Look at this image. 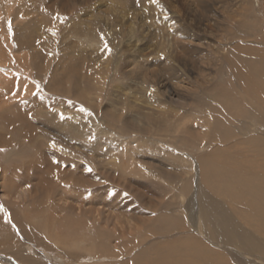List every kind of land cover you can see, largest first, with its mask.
<instances>
[{
    "label": "rangeland",
    "instance_id": "obj_1",
    "mask_svg": "<svg viewBox=\"0 0 264 264\" xmlns=\"http://www.w3.org/2000/svg\"><path fill=\"white\" fill-rule=\"evenodd\" d=\"M243 1L233 8L241 13L238 29L221 26L203 40L191 26L207 50L204 73L188 71L179 90L157 94L119 73L133 54L149 58L162 47L168 31L160 21L174 20L163 0H0V264H166L162 254L175 264H264V231L244 223L245 247L215 236L218 206L225 201L234 213L221 195L224 180L236 181L215 172L204 185L198 158L216 150L211 161L235 164L245 157L215 149L212 133L224 139L236 131L244 143L264 133L245 120L254 115L264 123V96L259 105L239 99L236 85L235 46L243 36L264 37V15L252 16L257 3ZM169 2L190 26L188 1ZM149 105H160V132L151 123L141 132L126 120L147 126L134 111ZM173 112L178 117L170 121ZM202 197L211 205L207 216ZM185 249L211 257L199 262Z\"/></svg>",
    "mask_w": 264,
    "mask_h": 264
},
{
    "label": "bare ground",
    "instance_id": "obj_2",
    "mask_svg": "<svg viewBox=\"0 0 264 264\" xmlns=\"http://www.w3.org/2000/svg\"><path fill=\"white\" fill-rule=\"evenodd\" d=\"M163 1L170 8L171 17H173L174 20H172L173 24H171L170 23L171 21L167 20L163 16L164 18L160 21L164 31L166 28L168 31V33H166V32L163 33V30H162V34H161V37L163 38L162 47L159 46L158 49H156V50L154 49L156 51V53L154 55H151V57L149 56V58H147L148 56H146V54H144V53H139V54H135V55L131 54L132 55L131 58H129L126 62H124L120 65V71H122V73H119L121 77L125 78V80L133 79V82H135V80H140L139 83L135 84L137 86L140 85V87L144 88L146 86V84L148 83L149 86L152 87L153 90L156 91L157 94L161 93L160 88L161 89L163 88L167 93H170L169 92L170 89L179 90V88L181 87L179 85L182 82V80H184V79H182V77H185V75L187 74L188 71H197V72H200L201 74L204 73V68L206 67V66L204 67V65H206V64H203V62H202V58L204 55V54L202 55V53H203L202 50L205 51L206 49L204 50V48L201 47V43H200L201 40H199L200 38L198 39L192 35V34H194L192 31V27L195 28V26H197L199 36L203 37V40H206L207 38L212 37L213 31H215L216 29L219 30V27H221V26H225V28L238 29L240 22L238 21V19L236 17L241 16V13H239L236 9H233L234 6L240 0H187L189 3L188 10L192 14L191 18H193L189 22L191 25L189 24L190 26H188L184 22V20L180 19V15H179L180 10H176L175 7H172L170 5L169 0H163ZM251 1L252 0H244L243 3L249 4V6H250ZM254 2L257 3V5H256L257 7L255 9L253 4H252V6L249 9L252 12V14L251 13L250 14L252 16L253 15L258 16L259 14L261 16L264 15V0H254ZM185 3H187V2H185ZM191 6H193V7H191ZM159 10L160 9L158 8V11ZM163 10H164V8H163ZM166 11H168V10H166ZM242 14L247 16L246 14H249V11L247 9H245ZM248 17H250V15ZM143 18L146 19L147 15L146 14L143 15ZM221 22H223L225 24L223 25V23H221ZM242 22H243V20H242ZM244 22H245V20H244ZM244 22H243V24H244ZM261 23H263V21ZM141 28H143V26ZM143 30H145V29H142L141 32H143ZM252 36L253 35L248 36L251 40H248L247 42L242 41L243 37H244L243 36L242 40H241L242 43L240 41L235 46V48L240 49V55H241L238 57L239 63L236 61L237 64H240L239 70L236 73L237 74V79H236L237 84L236 85H237V88H239V93H241L242 96H239V93H238V95L236 93V95L240 97L239 99L245 98V100H246V98L248 97V98L252 99L253 102H256L259 105L260 101H262V97L264 96V37L253 39ZM217 42H219V41H217ZM132 43H134V42H132ZM205 46H207V45H205ZM146 48H142L140 50L142 51V50H145ZM209 49H212V48L209 47ZM218 51H220V50H218ZM210 52L213 53L212 51H209L208 54H210ZM129 53H132V52H129ZM214 54H215V51H214ZM216 54H218V53H216ZM153 57H157V59H155ZM150 59L152 60V62H149ZM218 60H219V58H218ZM220 60H222V59H220ZM211 65H213V64L211 63ZM208 66H209V64H208ZM118 68H119V66H118ZM211 68H212V66H211ZM63 69H65V68H63ZM207 71H208V69H207ZM202 76H205V75H202ZM202 76H201V78H202ZM147 77H150V80L147 79ZM207 80H209V79H207ZM183 82H185V80ZM187 83H188V81H187ZM124 85H122V87H119L118 90H123L124 87L126 86V85L125 86ZM231 85L232 84H230V86ZM247 85H249V86H247ZM220 86H222V85H220ZM224 86H222L221 88H223ZM206 87H207V85H206ZM195 90H197V91L201 90L200 85H197ZM225 90H226V88H225ZM218 91L215 94H219ZM219 92H221V91H219ZM222 92H225V91H223V89H222ZM226 92H227V90H226ZM227 93H229V92H227ZM223 94H221V97ZM232 94H231V96H232ZM234 94H233V96H234ZM228 95H230V93ZM236 95L233 98L237 97ZM237 100L238 99H236V101ZM245 100H244V102H246ZM218 102H219V100H218ZM237 102H239V101H237ZM129 104H132V102H126L125 103V105H127V110L133 111V106H131ZM148 104H150V102H148ZM239 105H240V103H239ZM263 105H264V102H263ZM158 106H160V105H149V107L144 108V109H146V111H142V112L134 111L135 114L139 115L141 120L146 121L147 126L139 125V123L136 121H130L129 119H126V118L125 119L128 122H130L131 124H133L134 126H136L139 130H141V132H147V133L150 132V128H149L148 123L155 125L157 131L160 132V125L158 123V120L162 116H157L155 114V109ZM181 107H183V106H180V108ZM235 110H237V109L235 108ZM239 110H241V109L239 108ZM242 112L245 113V111H242ZM234 113H235V111H234ZM246 114H247V112H246ZM163 116H165V115H163ZM171 116L172 117H170V121H171V119L173 120V119H175V117H178L174 112L172 113ZM245 120H249V122H247V121L246 122L249 123L250 126L258 127L255 130L256 133L261 127L262 128L264 127V123H262L260 121V118L259 119L255 118L254 115L246 117ZM127 121L124 123V125H127ZM217 122H219V121L217 120ZM177 128H179V127L177 126ZM164 129H166V128H164ZM168 130H169V128H168ZM237 130H238V128H237ZM165 131H167V130H165ZM240 131H241L240 133L243 135L242 129ZM259 131L257 133L259 136L255 135V136L251 137L247 134L250 138H248L247 140H249V141H245V143L243 142V140H244L243 138H239V139L235 138V135L238 134L236 131H232L234 133V135L233 134L229 135V136L225 137L224 139L223 138H221V139L220 138H214L216 136L214 133H212L211 138H208L212 142L216 143L215 144L216 147L214 146L215 149L218 150L221 147H226V149H229V150H226L224 148L225 150L223 149V151L226 152L227 154L232 153L235 156H237V154H238L241 157H245L244 159L240 158L239 161L234 160L235 164H234V162L230 163L229 161H224V162H213V161H211L210 158L211 157L213 158V156H214L213 153L216 150L212 151V153H209L208 154L209 156L207 158H203V160H202L201 156L198 157V158H201L200 162H202V164L200 165V168L202 170L201 171L202 175H203L202 183L204 185L208 184L209 175L213 174L215 172L217 175L219 174L218 176H221V174H224L225 177H227V174H231L232 176L231 175H229V176H231L232 179H234L236 181V183H233L234 181L230 182L229 180H224V186H225L224 189L225 190H223V194H221L222 196H224L225 198H227L231 202V203L229 202L230 204H232V210L231 211L234 213L231 214L229 212L230 210H229V208H227L228 207L227 202L223 201V203H222L223 206H222V204H220L217 208V214L215 216V217H217L216 218L217 220L214 221L216 223L215 224L216 225L215 236L217 235V236H219V238H221V240L227 241V244H229L228 242H230V246H233V245H231V243H234L237 246L245 247L244 243L247 242V240L245 238H249V234H246V233H249V232L246 231V233H245V229L246 230H248V229H247V227L245 228V226H242L244 223L248 224L254 230H258L261 232L264 231V168H263L264 167V165H263L264 160L259 158L261 156H264V136H260V135H264V133L259 132ZM165 134H166V132H165ZM240 139H243V140H241L242 142H240ZM214 143H212V144H214ZM229 151H231V152H229ZM235 165H237V166L235 167ZM238 166L247 167V168L249 166L250 167L248 169L244 168L241 170V168H237ZM206 198L207 197H205V198L202 197V203L204 204V202H205V204H204L205 207L203 205L202 206L204 208L203 211H204L205 215L207 216L208 207H210L211 205L209 204V202H207ZM71 209H73V208H71ZM75 210H77V208H75ZM80 212H82V211L80 210ZM86 213H90V211H87ZM250 236H251V234H250ZM244 239H245V241H244ZM194 249H196V248H193V250ZM193 250L185 249L184 250L185 252L182 251L181 253L189 254L188 257H192L193 259L197 258L196 260H199V262H201L202 260L205 262V260H207L208 258L210 259V257H211L205 253H202V252H201L202 254L196 253ZM181 253H178V254H180V256H181ZM182 255H184V254H182ZM168 256L169 255H163L162 254L161 256H159L158 259L161 262L164 261L166 264H168V263L169 264H175L174 263L175 260L169 261ZM179 262H176V263L179 264ZM181 262H183V261H181ZM202 264H203V262H202Z\"/></svg>",
    "mask_w": 264,
    "mask_h": 264
},
{
    "label": "snow or ice",
    "instance_id": "obj_3",
    "mask_svg": "<svg viewBox=\"0 0 264 264\" xmlns=\"http://www.w3.org/2000/svg\"><path fill=\"white\" fill-rule=\"evenodd\" d=\"M150 2L153 3V4H155V3H157V0H150ZM63 19H65V18H61V20H63ZM8 31H9L10 34L12 33V22H11L10 20L8 21ZM55 34H56V33L53 32V35H55ZM100 38H101V40L104 41V49H106V50L110 53V52H111V48H109L108 43H107V41L105 40L103 34H101ZM104 49H102V50H104ZM37 87H39V86L37 85ZM34 94H35V93H34ZM80 111H81V112H87V110L84 109V108H81ZM88 114L90 115L91 113H88ZM63 118H64V117H63V114H61V119H63ZM52 146H53V147H56V145H55L54 142H53V145H52ZM0 151H4V149H0ZM89 171H91V169H89ZM0 208H2V206H0Z\"/></svg>",
    "mask_w": 264,
    "mask_h": 264
}]
</instances>
